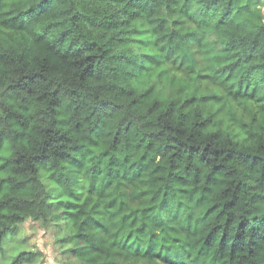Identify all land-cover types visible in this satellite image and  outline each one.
Wrapping results in <instances>:
<instances>
[{
  "label": "trees",
  "instance_id": "trees-1",
  "mask_svg": "<svg viewBox=\"0 0 264 264\" xmlns=\"http://www.w3.org/2000/svg\"><path fill=\"white\" fill-rule=\"evenodd\" d=\"M262 3L0 0V83L11 81L0 92V250L30 220L54 233L62 264H89L102 250L88 230L104 229L95 196L122 225L143 217L162 227L151 215L157 209H175L173 220L186 212L181 233L194 244L153 243L156 233L145 241L142 224L119 246L112 242L125 264H264ZM201 59L208 70L186 69ZM113 64L126 69L120 82L99 84ZM92 88L101 95L89 109ZM85 168L87 198L69 191L82 193ZM45 174L64 193L41 198ZM189 175L199 188L194 210L176 196L192 198L196 188L172 190L173 182L188 185ZM41 259L21 250L10 264Z\"/></svg>",
  "mask_w": 264,
  "mask_h": 264
},
{
  "label": "clouds",
  "instance_id": "clouds-1",
  "mask_svg": "<svg viewBox=\"0 0 264 264\" xmlns=\"http://www.w3.org/2000/svg\"><path fill=\"white\" fill-rule=\"evenodd\" d=\"M181 3H183V0H180ZM248 0H240L241 4H245L247 3ZM255 11V9L253 10ZM176 19H179L180 17H175ZM248 18V17H245ZM260 23H264V19H261L259 21ZM189 30H194V29H189ZM111 35V34H110ZM149 39H155L154 37H149ZM164 43H167V38L165 37ZM177 43H179V41H177ZM137 52L140 51V49H135ZM165 51H168V49H165ZM193 51H195V49H193ZM186 54L183 51H178L175 53L176 56H180V55H184ZM175 58V57H173ZM199 59V58H198ZM167 67V65H165ZM113 69H115V72H111L108 71L106 73L105 78L101 79L98 83L101 85H109V84H113V83H119L120 80L122 79V71H126V69L123 68L122 65L119 64H113L111 66ZM194 68L196 71H205L208 70L207 65L203 63L202 59L200 60L199 64H194V63H189V65L186 66L187 68ZM11 82L9 81H5L3 83H0V92L4 91V88L7 87V83ZM68 86H75L73 84H70ZM90 91L92 92V96L91 98L88 100V104H89V109L91 107V105L93 103L97 102V98L100 97L101 93L99 91H97L95 88L90 89ZM117 102L120 103H127V101L124 100H119L117 99ZM87 114V113H85ZM4 112L2 110H0V116H3ZM25 115H31V113H25ZM71 115V114H69ZM61 119H67V116H61ZM76 119H82V116H77ZM116 119H119V116L116 117ZM115 121H111L108 125L107 131H112V124H114ZM38 123V122H37ZM176 123L173 122V127H176ZM186 127H188V125L186 124ZM3 129V125H0V130ZM149 131L152 130H158V129H148ZM86 129L82 130V135H86ZM166 134H170V135H175V132L172 133H166ZM138 141L134 138L131 141H129V144L131 145V147H129L127 149V151L129 153H134L135 149H134V145L137 143ZM123 154V153H122ZM199 166V165H198ZM105 173L107 172V162L105 161ZM85 173H87V175H85ZM179 174L180 175H185L183 172V167L180 168L179 170ZM105 179L104 176L100 177V180ZM186 179L188 180V185H183V184H177V183H172V190L175 191L178 188L181 187H188V190L190 193H192L193 188H196L197 191L195 193H193V197L189 198L188 196H176V201H181L183 203V205L185 206L186 209L188 210H194V206H195V196H197L199 194V188L197 185H195L192 182V177L191 175L186 176ZM91 183V174L88 173V169L85 168L83 171H81L80 173V184L83 185V191L82 193L80 192L79 189L77 188H71L69 189V191H73L76 192L78 195H83L85 198H87L88 193H87V189L89 184ZM99 183L100 181H97V186L99 187ZM53 189H55V192L57 195L64 193V189L58 187L56 184L50 182L47 180V174L44 175V182H43V188L41 189L40 187H38L36 189L37 192H41V198L44 194H46L48 191H52ZM116 191H123V189H119ZM111 195H109V198H111ZM65 198L66 195H65ZM81 203H83V200H81ZM90 203H98L99 207L95 213L96 215V219L100 220L101 224L104 225V229H100V228H91L88 230V236L91 240V242L93 244H95L98 248H100L102 251L100 252H95L92 253L89 257V264H106V260L110 262V264H125V261L123 259V256L116 258L114 257L112 254L118 251V247L117 248H113L112 247V242L113 240H115L117 242V245L119 246L120 243H122L123 237H125L127 235L128 232H133L134 236L135 234V228L140 227L142 224H147L148 227L144 232V235L141 237V239L147 241L151 236L152 233H156V239L153 241V243H159V242H163V239L165 237H168V243H172V238L178 237L179 241L183 242L185 240H188L190 242H192L194 244L195 242V237L191 236V235H186V234H182L181 233V229H187V225L189 223V221L186 219V212L185 211H181L180 215L178 216L177 219L173 220L172 216L175 215V209H172L170 214L165 215V214H160L159 210L157 209L156 212L152 213L151 215L155 216V215H159L160 219H163L164 223L162 227H155L154 224L149 220H145L143 217H140V219L137 221V223L135 225H132L131 220H129L127 223L125 224H121L120 223V217L117 216L113 219L109 218L110 212L112 210H109L105 207L106 204V200H97V197L93 196L90 198ZM158 203V202H157ZM175 203V201H174ZM145 206H150V205H145ZM94 213L92 211H86L85 215H93ZM81 219H83V217H81ZM76 225L78 226L79 221L75 222ZM156 223H159V220L156 221ZM169 229H174V231H169ZM72 231H75V229H72ZM139 242V241H138ZM178 247V245H177ZM198 247V246H197ZM9 252V248L6 246L4 249L3 253H0V264H10V261L6 259V256ZM260 256L262 258H264V249H261L260 251ZM249 259H255V257L253 258H249ZM241 264H245L244 261L241 262Z\"/></svg>",
  "mask_w": 264,
  "mask_h": 264
},
{
  "label": "rangeland",
  "instance_id": "rangeland-1",
  "mask_svg": "<svg viewBox=\"0 0 264 264\" xmlns=\"http://www.w3.org/2000/svg\"><path fill=\"white\" fill-rule=\"evenodd\" d=\"M262 1L264 2V0ZM262 8L264 10L263 3ZM6 246L9 248L6 259L10 262L21 250L41 252L42 259L40 264H62L65 258L56 243L54 233L51 230L46 231L45 228L30 220L21 226L17 236L13 237L10 234L7 236L3 250H0V253L4 252Z\"/></svg>",
  "mask_w": 264,
  "mask_h": 264
}]
</instances>
